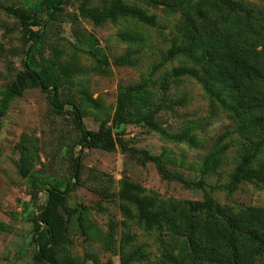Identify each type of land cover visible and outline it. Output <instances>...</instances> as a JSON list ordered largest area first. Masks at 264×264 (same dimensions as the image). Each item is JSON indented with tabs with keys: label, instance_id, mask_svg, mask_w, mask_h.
Here are the masks:
<instances>
[{
	"label": "rangeland",
	"instance_id": "374dc122",
	"mask_svg": "<svg viewBox=\"0 0 264 264\" xmlns=\"http://www.w3.org/2000/svg\"><path fill=\"white\" fill-rule=\"evenodd\" d=\"M113 1L67 0L47 19L42 0H0V264H39L34 259L39 245L33 217L46 200L44 185L65 189L79 155V185L68 194V209L62 210L69 222L60 256L75 264H121L137 251L141 258L134 264H264V251L248 233L255 220L264 218V182L228 189L229 176L243 155L255 154L250 168L263 166L264 171V109L244 98L264 97V81L254 74L246 78L219 57L225 49L247 54L252 30L262 25L264 0H232L253 10L256 17L250 23L243 14L228 12L220 0H120L154 16L153 24L122 16L96 25L80 15L81 7L102 9ZM9 7L29 10L40 19L44 31L38 47L45 59L78 70L67 78L63 94L75 100L87 130L112 126L119 87L148 82L133 97L130 115L118 132L161 157L169 171L202 182V187L163 180L155 163L142 164L119 150L81 152L70 109L55 113L48 94L39 88L9 96L8 87L24 69L29 37L21 20L7 12ZM179 46L191 51L167 59L168 51ZM256 49L263 50V45ZM253 65L264 76V64ZM174 67L195 68L208 79L225 77L231 90L214 86L234 109L223 107L191 77H168ZM163 83H168L166 89ZM149 111L168 134L191 129L199 145L176 142L136 121ZM219 141L227 145L220 165L204 175L203 159ZM125 179L153 200L162 218L160 230L146 231L135 207L117 197ZM207 200L246 225L233 231L214 208L195 209ZM122 205L133 218L122 215ZM76 209L83 210L88 232L77 221ZM256 229L257 237L264 232Z\"/></svg>",
	"mask_w": 264,
	"mask_h": 264
},
{
	"label": "trees",
	"instance_id": "16d2710c",
	"mask_svg": "<svg viewBox=\"0 0 264 264\" xmlns=\"http://www.w3.org/2000/svg\"><path fill=\"white\" fill-rule=\"evenodd\" d=\"M67 0H42L41 6L47 19L53 18L58 12L62 10V5ZM223 6L231 13L243 14L246 21L249 23L255 19L253 10L247 8L241 3L232 0H220ZM8 13L14 15L21 20L23 26L29 32V37L26 40V58L24 60V69L20 71L15 80L8 87V94L11 97H19L23 92L29 88H39L44 93L48 94L49 103L52 110L57 114L65 113L69 108L73 115L76 127L79 131V140L77 144L80 146L81 152L86 149H99L106 152H114L119 150L122 154L128 155L131 158L137 159L142 164L155 163L158 173L163 180L176 181L187 188H201L202 182H191L183 177L181 174L169 171L164 165L161 157L153 156L145 150L139 149L132 145L131 142L123 137V134L118 132V129L126 123L128 115H130V108L132 107L133 97L142 93L148 86V82H141L139 84L119 87L117 94V106L112 118V126L99 131L87 130L83 123L82 112L75 102L69 96H65L63 89L66 86L67 78L78 70L71 64H61L58 61L47 60L43 57L39 45L43 36V27L40 19L29 10L23 8L9 7L6 9ZM80 15L88 18L96 25H101L109 20H115L118 17L128 16L136 18L146 24H153L154 16L147 15L145 11L137 6L127 5L120 0H114L110 6L102 9L81 7ZM264 24V18L262 19ZM255 27L252 30V38L248 40L246 47L247 54L245 56L239 55L230 50H222L219 54L221 61L228 66L236 69L249 78L251 74L257 76V79L264 81V76L253 63L264 64V27ZM37 26L38 30H30L31 27ZM249 29H251L249 27ZM247 43V40H246ZM263 45V50L258 51L256 46ZM188 46L173 47L168 51L167 59H173L179 54H188L190 52ZM39 55V58L37 57ZM263 70V68H262ZM264 72V71H263ZM168 77L182 78L191 77L197 80L205 90L206 94L212 98L217 99L220 104L228 109H234V106L227 103L223 98L219 89L215 88L214 83L223 84L228 91L233 87L227 84V79L223 76L212 75L211 80L203 76L197 69L190 67H174L169 73ZM213 80V81H212ZM168 83H163L162 88L166 89ZM236 89V87H234ZM250 104L257 105L259 110L264 109V97L249 98ZM249 105V104H248ZM136 121L143 123L154 131L161 133L164 136L171 138L176 142H186L192 146L197 147L199 143L196 138L192 136L189 131L178 134H168L164 129L160 128L154 120V113L149 111L144 115H137ZM227 145L217 142L212 151L209 152L203 159L202 174L213 173L220 165V157L225 153ZM255 157L252 155H243L239 164L229 176V191L236 189L237 185L244 182L257 183L264 182L263 166L261 168L252 170L251 163ZM80 159L81 156L74 160V171L72 178L67 182L65 189H61L59 184L47 183L44 185L46 192V200L42 206L38 208L37 213L33 217L34 240L39 245L35 254V261L39 264H75L68 256H60L58 250L66 243V234L68 231V220L62 213L63 209L67 208L68 194L73 191L80 181ZM46 187V188H45ZM144 190L139 185L129 181L123 180L121 187L117 193V197L126 204H131L135 207L136 218L144 225L146 231L154 229L160 230L162 228V218L160 214L154 209V202L151 198L143 194ZM226 222L229 228L233 231H238L242 225L236 217L226 214L218 204H213L207 200L203 204L196 206L195 209H212ZM122 215L127 218H133L131 209L126 206H121ZM77 215V221H80L83 230L88 232L86 226L82 223L83 210L76 209L73 211ZM73 214V213H72ZM262 221L255 220V225L249 230L250 238L256 241L258 249L264 251V218ZM246 223L243 222L242 226ZM242 228V227H241ZM256 228H262L261 235L256 236ZM127 239H131L128 237ZM42 240L45 242L42 243ZM141 256L137 251H133L125 257L121 264H134L140 261Z\"/></svg>",
	"mask_w": 264,
	"mask_h": 264
}]
</instances>
